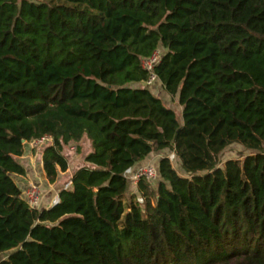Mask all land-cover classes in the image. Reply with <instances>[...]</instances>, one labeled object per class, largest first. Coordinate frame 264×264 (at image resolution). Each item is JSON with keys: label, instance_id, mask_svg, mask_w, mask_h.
I'll return each mask as SVG.
<instances>
[{"label": "trees", "instance_id": "1", "mask_svg": "<svg viewBox=\"0 0 264 264\" xmlns=\"http://www.w3.org/2000/svg\"><path fill=\"white\" fill-rule=\"evenodd\" d=\"M176 112L143 83L141 60ZM91 152L49 208L12 176ZM231 144L251 154L219 157ZM156 186L126 173L153 153ZM140 199V200H139ZM0 264H264V0H0Z\"/></svg>", "mask_w": 264, "mask_h": 264}, {"label": "crops", "instance_id": "2", "mask_svg": "<svg viewBox=\"0 0 264 264\" xmlns=\"http://www.w3.org/2000/svg\"><path fill=\"white\" fill-rule=\"evenodd\" d=\"M150 91L155 96H161L160 98L164 97V100L168 98L165 91L163 90L161 84L156 82L154 85L151 86ZM162 100V99H161ZM175 100V98H174ZM166 101H163V103ZM167 104V103H166ZM86 151L84 153V157L91 152V143L89 140H86ZM42 152H35L33 151L29 145L24 148V153L21 157L17 158V162L25 169L24 176H12L14 182L23 190L29 185H37L41 189V198L37 204L36 209L42 208H49L52 206L58 198V193L62 188H70V179L73 173L79 168V166L83 165L84 157H81V163H69L68 162V170L66 173L60 174L58 176L57 181L54 184H49L44 176L43 168H42V161H41ZM160 157L157 160L156 167L158 165V161L161 159ZM151 162V155L146 158L144 161L136 164L128 173H126V177H131L136 170L146 165L147 163ZM128 180V179H127ZM129 183V181H128ZM136 194V192H132V194Z\"/></svg>", "mask_w": 264, "mask_h": 264}, {"label": "rangeland", "instance_id": "3", "mask_svg": "<svg viewBox=\"0 0 264 264\" xmlns=\"http://www.w3.org/2000/svg\"><path fill=\"white\" fill-rule=\"evenodd\" d=\"M167 95V94H166ZM159 97V96H158ZM161 97V96H160ZM159 97V98H160ZM162 99V101H166V103L164 102L166 107H169L171 109H173L176 114H177V119L179 121L180 124H182V107L179 105L177 98H172L168 95V98L166 100H164V97L160 98ZM27 146V145H26ZM78 147H76L75 144H70L66 147L63 148V154L64 156L67 158L69 163H81L82 159L81 157H84V153L87 149L86 147V142L84 141L82 146L79 148V151L77 150ZM251 154V152L246 151L243 147H241L238 144H231L230 146H228L220 155L219 157V166H223L224 162L229 160V159H237V160H243V158L247 155ZM160 157H168L171 161V164L173 166V168L176 169V171L181 174L184 175V172L182 171L179 162L177 161L176 157L174 156V154L170 151H165V152H159V153H153L151 155V162L147 163L146 165H150L153 167H156V163L157 160ZM80 167V166H79ZM15 176V175H14ZM132 177H128V181H129V186H128V192L124 198V201L127 202L131 195H133L135 198H138V192L135 194H132V192H136V184L133 183ZM159 178L157 177L155 180L150 181L152 183L153 186H156L157 182H158ZM140 200V199H139ZM7 256V254L1 255L0 256V260L5 258Z\"/></svg>", "mask_w": 264, "mask_h": 264}, {"label": "built area", "instance_id": "4", "mask_svg": "<svg viewBox=\"0 0 264 264\" xmlns=\"http://www.w3.org/2000/svg\"><path fill=\"white\" fill-rule=\"evenodd\" d=\"M162 56V50L156 48L150 56L141 60V67L148 73V79L143 83L145 87H151L157 82V77L154 74V67L160 62ZM52 138L50 136H43L41 138L32 140L26 145L35 152H42L46 147L52 145ZM157 168L144 165L139 167L136 172L131 176L133 183L137 184L140 179L144 178L148 181H153L157 178ZM21 197L30 208L37 207V204L41 198V189L37 185H29L21 190Z\"/></svg>", "mask_w": 264, "mask_h": 264}, {"label": "water", "instance_id": "5", "mask_svg": "<svg viewBox=\"0 0 264 264\" xmlns=\"http://www.w3.org/2000/svg\"><path fill=\"white\" fill-rule=\"evenodd\" d=\"M22 0H18V2H21Z\"/></svg>", "mask_w": 264, "mask_h": 264}]
</instances>
